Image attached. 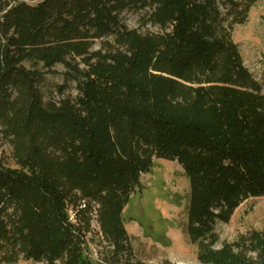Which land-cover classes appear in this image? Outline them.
<instances>
[{"label":"trees","instance_id":"trees-1","mask_svg":"<svg viewBox=\"0 0 264 264\" xmlns=\"http://www.w3.org/2000/svg\"><path fill=\"white\" fill-rule=\"evenodd\" d=\"M258 1L0 0V264H146L123 213L155 160L188 179L200 264H264V231L215 248L264 197V93L232 40ZM57 65L62 98L44 102L39 68Z\"/></svg>","mask_w":264,"mask_h":264},{"label":"rangeland","instance_id":"rangeland-1","mask_svg":"<svg viewBox=\"0 0 264 264\" xmlns=\"http://www.w3.org/2000/svg\"><path fill=\"white\" fill-rule=\"evenodd\" d=\"M147 10H125L121 22L130 29L158 31L149 24L143 25ZM232 40L238 46L244 65L261 84L264 93V0H259L249 10L244 24L235 25ZM99 46L96 43L95 48ZM38 88L44 102L58 101L60 88L65 84V69L57 65L50 70L40 69ZM76 96V85L70 82L64 96ZM4 157L10 150L3 146ZM6 163L12 166L7 159ZM141 191L132 195L123 217L131 237L134 258L146 264H200L197 247L186 234L189 182L177 162L155 160L150 173L140 179ZM95 233L98 232L94 226ZM251 230L264 231V197L249 199L233 213L228 223H218V249ZM99 236V235H97ZM91 244L92 256L97 258L99 237ZM99 238V239H98ZM16 264H35L19 261Z\"/></svg>","mask_w":264,"mask_h":264}]
</instances>
